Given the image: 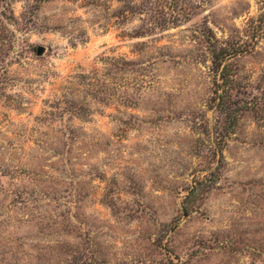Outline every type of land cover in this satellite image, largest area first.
Listing matches in <instances>:
<instances>
[{
	"label": "rangeland",
	"instance_id": "obj_1",
	"mask_svg": "<svg viewBox=\"0 0 264 264\" xmlns=\"http://www.w3.org/2000/svg\"><path fill=\"white\" fill-rule=\"evenodd\" d=\"M0 264H264V0H0Z\"/></svg>",
	"mask_w": 264,
	"mask_h": 264
},
{
	"label": "water",
	"instance_id": "obj_2",
	"mask_svg": "<svg viewBox=\"0 0 264 264\" xmlns=\"http://www.w3.org/2000/svg\"><path fill=\"white\" fill-rule=\"evenodd\" d=\"M43 53H44V48L39 47V48H38V52H37V54L40 56V55H42Z\"/></svg>",
	"mask_w": 264,
	"mask_h": 264
}]
</instances>
